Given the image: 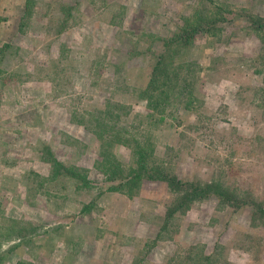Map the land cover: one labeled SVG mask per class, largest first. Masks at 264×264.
I'll list each match as a JSON object with an SVG mask.
<instances>
[{
	"label": "rangeland",
	"instance_id": "374dc122",
	"mask_svg": "<svg viewBox=\"0 0 264 264\" xmlns=\"http://www.w3.org/2000/svg\"><path fill=\"white\" fill-rule=\"evenodd\" d=\"M0 264H264V0H0Z\"/></svg>",
	"mask_w": 264,
	"mask_h": 264
},
{
	"label": "trees",
	"instance_id": "16d2710c",
	"mask_svg": "<svg viewBox=\"0 0 264 264\" xmlns=\"http://www.w3.org/2000/svg\"><path fill=\"white\" fill-rule=\"evenodd\" d=\"M30 1V0H29ZM28 3V1H27ZM183 33V32H181ZM191 31H186L185 36L175 35V38L171 41L168 40L165 42L166 46L171 44L177 45L179 48L181 45H187ZM178 48H175L174 51L177 53ZM172 65V61L165 59V54H160L157 59L153 69L151 76L149 78L148 83L145 87L140 91L139 96L143 99H146L149 103L155 101V106H158L159 103L157 100L163 97V94L168 92L167 87L174 84V77H176V72L173 71V74L170 72V66ZM167 89V92H166ZM162 91L160 97H155L156 92ZM156 99V100H155ZM163 100V98H162ZM144 160L141 158L138 159V169H133L132 174H130L129 180L130 182L136 183L137 181H141L143 177H146L151 180H163L168 186L178 192H182L177 199L171 204L170 207L167 208L166 214L169 216L174 215L175 212L182 213L187 209L188 205L196 200H202L208 197H216L221 199L224 202H231L236 200V195L231 190L224 188L220 183L217 182H205L203 185H199L195 182H188L184 184L183 181L179 180L175 176L169 175L163 170H151L147 169ZM144 165V166H143ZM187 185V187H186Z\"/></svg>",
	"mask_w": 264,
	"mask_h": 264
}]
</instances>
